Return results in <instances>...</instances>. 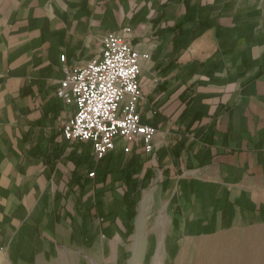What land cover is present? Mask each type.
Segmentation results:
<instances>
[{
	"label": "crops",
	"instance_id": "0c3cea01",
	"mask_svg": "<svg viewBox=\"0 0 264 264\" xmlns=\"http://www.w3.org/2000/svg\"><path fill=\"white\" fill-rule=\"evenodd\" d=\"M124 26L154 148L97 160L56 88ZM242 230L264 244V0H0L4 264H143Z\"/></svg>",
	"mask_w": 264,
	"mask_h": 264
},
{
	"label": "built area",
	"instance_id": "2783aa9c",
	"mask_svg": "<svg viewBox=\"0 0 264 264\" xmlns=\"http://www.w3.org/2000/svg\"><path fill=\"white\" fill-rule=\"evenodd\" d=\"M130 27L111 31L101 40L100 57L78 67L64 66L56 95L74 104V111L62 125V136L69 142H88L97 160L123 142L130 151L131 142L141 144L144 152L153 148L155 126L141 121L138 105L140 54L130 41ZM61 62L66 55H60ZM95 170L87 173L94 176Z\"/></svg>",
	"mask_w": 264,
	"mask_h": 264
},
{
	"label": "rangeland",
	"instance_id": "374dc122",
	"mask_svg": "<svg viewBox=\"0 0 264 264\" xmlns=\"http://www.w3.org/2000/svg\"><path fill=\"white\" fill-rule=\"evenodd\" d=\"M250 233L226 231L195 237L183 250H173L155 256L141 251L143 264H264V244L249 242ZM0 259V264H4ZM124 264H136L131 258Z\"/></svg>",
	"mask_w": 264,
	"mask_h": 264
}]
</instances>
